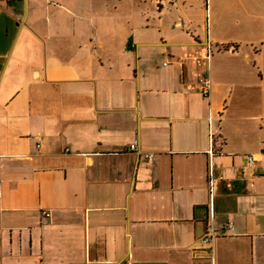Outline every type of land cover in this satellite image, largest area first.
Returning <instances> with one entry per match:
<instances>
[{"label":"crops","instance_id":"crops-1","mask_svg":"<svg viewBox=\"0 0 264 264\" xmlns=\"http://www.w3.org/2000/svg\"><path fill=\"white\" fill-rule=\"evenodd\" d=\"M0 182V264H264V0H0Z\"/></svg>","mask_w":264,"mask_h":264},{"label":"built area","instance_id":"built-area-1","mask_svg":"<svg viewBox=\"0 0 264 264\" xmlns=\"http://www.w3.org/2000/svg\"><path fill=\"white\" fill-rule=\"evenodd\" d=\"M11 1H19V0H11ZM211 88H212V85H211V82L208 78H205V77H202L198 80V89H199V92L201 93V95L205 98H208L211 94ZM131 152H135V153H139V147H138V144L137 143H133L131 146H130V149H129ZM146 159L149 161V162H152L154 160V155L152 154H149V155H146ZM248 162H249V165H252L254 160L252 157H248ZM2 194V191H1V182H0V196ZM44 216L46 217H49V213H43ZM232 229V224H229L225 227L224 231H227V230H231ZM217 237V234L214 233V232H209L207 235H205L202 239H201V243L203 245H206V246H209L213 243V241L215 240V238Z\"/></svg>","mask_w":264,"mask_h":264}]
</instances>
